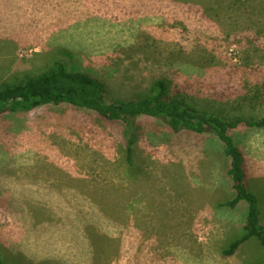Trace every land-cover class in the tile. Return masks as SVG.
Returning a JSON list of instances; mask_svg holds the SVG:
<instances>
[{
    "label": "rangeland",
    "instance_id": "rangeland-1",
    "mask_svg": "<svg viewBox=\"0 0 264 264\" xmlns=\"http://www.w3.org/2000/svg\"><path fill=\"white\" fill-rule=\"evenodd\" d=\"M57 62L105 79L108 102L113 92L152 96L163 79L172 98L200 110L261 115L264 0H0V84ZM137 123L144 132L129 162L125 127L88 108L0 115L7 264H264L255 238L222 255L248 208L225 205L234 190L222 143L159 118ZM232 135L264 215V127ZM65 171L71 183L50 177Z\"/></svg>",
    "mask_w": 264,
    "mask_h": 264
},
{
    "label": "trees",
    "instance_id": "trees-1",
    "mask_svg": "<svg viewBox=\"0 0 264 264\" xmlns=\"http://www.w3.org/2000/svg\"><path fill=\"white\" fill-rule=\"evenodd\" d=\"M102 77L69 71L63 62H57L47 73L37 77H27L21 84H0V115L10 112H27L46 104L69 103L88 108L109 123L121 124L129 133L126 140L127 159L132 161L134 145L144 132L142 124L137 123L141 116L162 119L175 133L190 131L197 134H211L223 145L228 158V175L234 197L225 205L236 208L247 204L243 234L224 249L225 257L235 255L246 242L257 239L264 249V215L259 199L250 189L249 171L243 149L232 132L240 125L264 127V114L252 116L244 111L230 117L200 110L171 97V87L160 79L152 84L153 95L145 98L120 96L111 93L112 102L107 101L111 85ZM108 90V91H107ZM0 264H7L0 245Z\"/></svg>",
    "mask_w": 264,
    "mask_h": 264
},
{
    "label": "crops",
    "instance_id": "crops-1",
    "mask_svg": "<svg viewBox=\"0 0 264 264\" xmlns=\"http://www.w3.org/2000/svg\"><path fill=\"white\" fill-rule=\"evenodd\" d=\"M47 174H45L46 176ZM41 176V175H40ZM72 172L71 171H65V172H61V173H50V177L51 178H57L58 180L57 181H65V182H68V183H71L73 181L72 179ZM62 178V179H61ZM56 180V179H55ZM81 189V188H79ZM3 244V243H2ZM1 244V249H2V253H3V257L5 259V257L8 255L7 252H8V249L5 250L4 249V246ZM7 254V255H6Z\"/></svg>",
    "mask_w": 264,
    "mask_h": 264
}]
</instances>
